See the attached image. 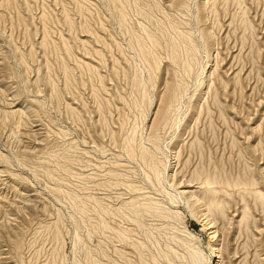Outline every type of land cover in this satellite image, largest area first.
I'll list each match as a JSON object with an SVG mask.
<instances>
[{
	"label": "rangeland",
	"instance_id": "374dc122",
	"mask_svg": "<svg viewBox=\"0 0 264 264\" xmlns=\"http://www.w3.org/2000/svg\"><path fill=\"white\" fill-rule=\"evenodd\" d=\"M258 193L264 0H0V264H264Z\"/></svg>",
	"mask_w": 264,
	"mask_h": 264
},
{
	"label": "bare ground",
	"instance_id": "6f19581e",
	"mask_svg": "<svg viewBox=\"0 0 264 264\" xmlns=\"http://www.w3.org/2000/svg\"><path fill=\"white\" fill-rule=\"evenodd\" d=\"M175 99V98H174ZM165 108L167 109L168 106ZM164 108V109H165ZM18 112V111H17ZM166 112V111H165ZM193 180V179H192ZM179 186V185H178ZM192 188H194L193 186L191 185H188V184H184V185H180L179 186V191H178V194H180L181 196H186V195H189V194H193V190ZM258 198L260 200H264V195L262 193H258L257 194ZM204 199V198H203ZM206 201V205H207V210L209 212H221L222 211V208H223V205H222V202H218L214 196H208L207 199L205 200ZM245 217H246V213L244 212L242 214V218L240 220V222H242L243 220H245ZM218 218V217H217ZM213 227V225H209L208 226V229H211ZM213 237H214V234H213ZM193 251L194 254L192 255L193 256V260H194V263L195 264H200L203 260V254L200 253L201 250L199 249H194ZM217 264V262L215 263Z\"/></svg>",
	"mask_w": 264,
	"mask_h": 264
}]
</instances>
